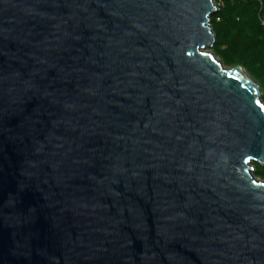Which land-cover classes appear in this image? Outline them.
<instances>
[{"label":"water","instance_id":"obj_1","mask_svg":"<svg viewBox=\"0 0 264 264\" xmlns=\"http://www.w3.org/2000/svg\"><path fill=\"white\" fill-rule=\"evenodd\" d=\"M216 13L0 0V264H264V102Z\"/></svg>","mask_w":264,"mask_h":264},{"label":"rangeland","instance_id":"obj_2","mask_svg":"<svg viewBox=\"0 0 264 264\" xmlns=\"http://www.w3.org/2000/svg\"><path fill=\"white\" fill-rule=\"evenodd\" d=\"M213 53L226 68L240 67L258 84L264 102V0H215ZM264 181V165L254 164Z\"/></svg>","mask_w":264,"mask_h":264}]
</instances>
